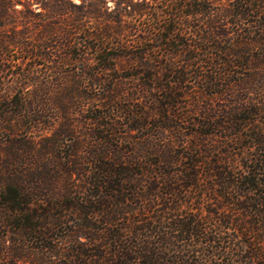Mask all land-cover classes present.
<instances>
[{"label": "trees", "instance_id": "trees-1", "mask_svg": "<svg viewBox=\"0 0 264 264\" xmlns=\"http://www.w3.org/2000/svg\"><path fill=\"white\" fill-rule=\"evenodd\" d=\"M115 4L0 0V264H264V0Z\"/></svg>", "mask_w": 264, "mask_h": 264}, {"label": "rangeland", "instance_id": "rangeland-1", "mask_svg": "<svg viewBox=\"0 0 264 264\" xmlns=\"http://www.w3.org/2000/svg\"><path fill=\"white\" fill-rule=\"evenodd\" d=\"M116 1L117 0H71L72 3L76 4V5H85L87 6L88 4H92L93 7H97L98 9H107L108 11L113 10L116 7ZM135 1H141V0H135ZM33 8H36V5L33 6ZM37 11H40V8L37 9ZM43 50V49H42ZM16 51H20L19 49H16ZM46 51H51L54 52L55 49L54 48H48ZM15 57H21L19 54H15ZM36 61H39L38 63H42L44 64V61H41L40 58L34 60L33 57L26 55L24 57V64H31L34 63ZM68 65L64 67V70L67 72L72 71L74 68H76L77 66H79V64L77 63V61L75 60L74 56H70L68 58ZM44 65H40V69L41 67Z\"/></svg>", "mask_w": 264, "mask_h": 264}]
</instances>
